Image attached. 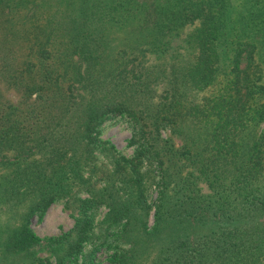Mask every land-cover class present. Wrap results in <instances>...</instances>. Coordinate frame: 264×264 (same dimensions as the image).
<instances>
[{"label":"trees","instance_id":"1","mask_svg":"<svg viewBox=\"0 0 264 264\" xmlns=\"http://www.w3.org/2000/svg\"><path fill=\"white\" fill-rule=\"evenodd\" d=\"M241 4L0 0V264H78L92 240L114 264H264V0ZM117 115L129 157L99 137ZM59 200L72 226L37 236Z\"/></svg>","mask_w":264,"mask_h":264},{"label":"rangeland","instance_id":"2","mask_svg":"<svg viewBox=\"0 0 264 264\" xmlns=\"http://www.w3.org/2000/svg\"><path fill=\"white\" fill-rule=\"evenodd\" d=\"M54 3L58 0H52ZM65 3H68L70 1L77 2V0H61ZM151 1V0H149ZM243 0H231V7H229L230 11V19L235 20L236 16L238 14H246L244 11V6L241 4ZM245 3V2H244ZM197 25V22H194L192 24H185L181 29L177 31V42L183 45V38L186 36V34L191 31L195 26ZM115 35H119L118 32L115 33ZM179 53H185V51L182 48L178 49ZM258 53H264V44L259 45ZM264 127V122L260 125V128ZM132 134V126L127 117L124 116H114L110 117L106 121H104L100 126V133L99 137L102 140L107 141L109 144H111L119 154L124 155L126 157H129L133 154L135 145L129 144V140ZM168 134V129H163L161 131L162 137H165ZM98 162L105 163L108 167V160L107 158L100 152L97 154ZM143 166L145 168L147 167L146 163L143 162ZM153 168V165L151 166ZM144 168V169H145ZM87 176V174H84ZM98 176V174H96ZM94 179V177H93ZM97 185H102V182L100 180H97ZM81 196H85L84 193H80ZM156 196L155 193V186L152 184L148 188L147 198L146 202L152 207V202L154 201ZM152 209L149 211L148 215V225H151V213ZM106 208L104 206H99L94 211V223L96 225L99 224V221L102 219L104 214L106 213ZM73 214L66 208L63 207V201H55L49 205V207L46 209L44 215L42 217L38 218L36 216H32L29 220V227L32 229V231L37 236H49V235H58L63 231L68 230L72 224H73ZM95 232L99 231L98 228H94ZM101 241L99 240H92L91 242H88L84 244V247L82 249V255L78 259V264H114L111 261L110 255L112 253V246H107L105 244H100ZM93 244L96 246V250L92 253V256L87 259L88 251L92 248ZM36 256L38 259H43L44 257H48L51 264H54L53 259L49 257L47 253L44 252H37ZM13 264V263H11ZM18 264H26L25 262H20ZM34 264H44L42 261H36Z\"/></svg>","mask_w":264,"mask_h":264}]
</instances>
